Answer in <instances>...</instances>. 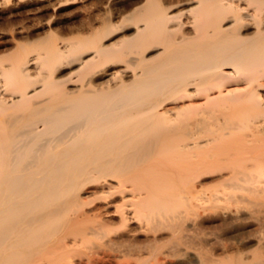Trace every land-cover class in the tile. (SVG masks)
<instances>
[{"label":"bare ground","instance_id":"1","mask_svg":"<svg viewBox=\"0 0 264 264\" xmlns=\"http://www.w3.org/2000/svg\"><path fill=\"white\" fill-rule=\"evenodd\" d=\"M0 264H264V0H0Z\"/></svg>","mask_w":264,"mask_h":264}]
</instances>
